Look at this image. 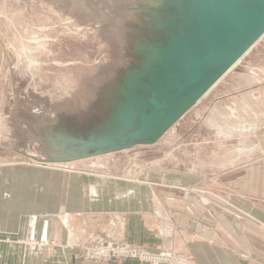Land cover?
Here are the masks:
<instances>
[{
    "label": "rangeland",
    "instance_id": "374dc122",
    "mask_svg": "<svg viewBox=\"0 0 264 264\" xmlns=\"http://www.w3.org/2000/svg\"><path fill=\"white\" fill-rule=\"evenodd\" d=\"M209 3L239 38L264 15L260 0H0V164L75 168L123 188L165 173L187 181L177 198L204 200L207 212L210 204L221 213L239 212L242 177L264 163V38L207 95L170 117L165 131L159 121L153 135L138 136L159 110L153 94L159 83L145 74V46L172 48L180 25L193 42L190 17ZM134 80L146 109L124 93ZM119 104L136 118L128 130L112 132ZM186 211L164 213L159 233L171 242L165 250L111 244L163 257L152 264H179L201 239L188 221L195 211ZM238 214L241 224L230 229L219 218L216 235L235 240L228 247L244 261L264 264V226L250 228ZM203 221L212 218L206 213ZM245 234L249 249L237 240ZM251 254L261 257L247 259Z\"/></svg>",
    "mask_w": 264,
    "mask_h": 264
},
{
    "label": "crops",
    "instance_id": "0c3cea01",
    "mask_svg": "<svg viewBox=\"0 0 264 264\" xmlns=\"http://www.w3.org/2000/svg\"><path fill=\"white\" fill-rule=\"evenodd\" d=\"M147 179L148 183L123 188L75 168L0 164V264H152L137 259L98 261L91 257L92 245L125 242L153 252L165 250L171 242L159 233L166 224L164 213L187 215L188 207L195 211L188 220L191 231L201 239L189 244V254L186 250L179 264H249L228 247L235 240H221L214 229L219 218L228 229L241 224L238 213L248 227L264 226V163L242 177L239 212L221 213L212 204L207 212L204 200L188 203L177 198L175 191L187 182L182 177L158 173ZM206 213L212 221H203ZM259 233L264 251V235ZM249 239L245 234L237 240L247 247ZM225 243L227 247L220 245ZM260 257L251 254L247 259Z\"/></svg>",
    "mask_w": 264,
    "mask_h": 264
},
{
    "label": "bare ground",
    "instance_id": "6f19581e",
    "mask_svg": "<svg viewBox=\"0 0 264 264\" xmlns=\"http://www.w3.org/2000/svg\"><path fill=\"white\" fill-rule=\"evenodd\" d=\"M190 19L197 34L193 42L184 36L185 28L180 25L179 34L173 37L172 48L158 50L145 46V74L159 83L153 91L159 98L154 100L159 110L148 117L139 137L153 135L159 121H163L161 132L165 131L171 125L170 117L179 116L193 102L207 95L264 38V15L256 16L253 26L241 38L223 27L225 15L214 4H202ZM139 86L134 80L124 93L130 102L134 101L146 109V103L137 96ZM135 114L132 108L119 104L111 124L112 132L128 130L135 122Z\"/></svg>",
    "mask_w": 264,
    "mask_h": 264
},
{
    "label": "built area",
    "instance_id": "2783aa9c",
    "mask_svg": "<svg viewBox=\"0 0 264 264\" xmlns=\"http://www.w3.org/2000/svg\"><path fill=\"white\" fill-rule=\"evenodd\" d=\"M94 255L91 257L103 262L122 263L129 259H137L150 263H159L164 261L163 257H153L148 252L141 250L136 246L126 244H101L93 248Z\"/></svg>",
    "mask_w": 264,
    "mask_h": 264
},
{
    "label": "water",
    "instance_id": "95a60500",
    "mask_svg": "<svg viewBox=\"0 0 264 264\" xmlns=\"http://www.w3.org/2000/svg\"><path fill=\"white\" fill-rule=\"evenodd\" d=\"M261 1V3L264 5V0H260ZM260 16V15H259Z\"/></svg>",
    "mask_w": 264,
    "mask_h": 264
}]
</instances>
